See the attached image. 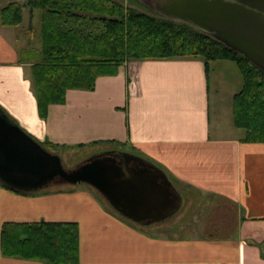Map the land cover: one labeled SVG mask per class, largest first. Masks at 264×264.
I'll use <instances>...</instances> for the list:
<instances>
[{"label":"crops","instance_id":"crops-1","mask_svg":"<svg viewBox=\"0 0 264 264\" xmlns=\"http://www.w3.org/2000/svg\"><path fill=\"white\" fill-rule=\"evenodd\" d=\"M7 28L0 26V106L21 128L58 148L140 155L167 173L185 205L192 192L205 193L225 200L236 219L229 232L182 238L162 223L125 219L80 184L26 194L0 186V228L9 221L76 222L80 264H264V143L243 142L219 122L211 126L232 63L212 62L206 72L199 59L130 61L115 75L99 76L93 90H67L41 119L29 64L19 62L13 40L18 33ZM224 216L212 219L231 226ZM0 264L46 263L0 253Z\"/></svg>","mask_w":264,"mask_h":264},{"label":"trees","instance_id":"trees-1","mask_svg":"<svg viewBox=\"0 0 264 264\" xmlns=\"http://www.w3.org/2000/svg\"><path fill=\"white\" fill-rule=\"evenodd\" d=\"M24 9L30 22L35 11L39 13L40 48L37 54L31 45L20 48L19 62L29 64L30 87L41 119L46 118L51 104L65 101L67 90H93L99 76L115 75L121 65L130 61L199 59L206 72L212 62H229L241 78L240 90L232 97L233 125L243 130V142L264 143V71L215 38L117 0L11 1L0 7V26L17 28L23 21ZM30 22L26 31L30 34L29 44L33 28ZM40 143L49 151L58 148L49 141ZM0 253L46 264H80L78 224L4 222L0 228Z\"/></svg>","mask_w":264,"mask_h":264},{"label":"water","instance_id":"water-1","mask_svg":"<svg viewBox=\"0 0 264 264\" xmlns=\"http://www.w3.org/2000/svg\"><path fill=\"white\" fill-rule=\"evenodd\" d=\"M151 12L185 23L264 71V0H139ZM138 163L140 166H132ZM85 183L125 219L144 226L176 216L184 198L152 161L116 147L98 150L72 169L0 108V184L36 192L50 184Z\"/></svg>","mask_w":264,"mask_h":264},{"label":"rangeland","instance_id":"rangeland-1","mask_svg":"<svg viewBox=\"0 0 264 264\" xmlns=\"http://www.w3.org/2000/svg\"><path fill=\"white\" fill-rule=\"evenodd\" d=\"M11 1L20 2L21 0H0V7L5 6L7 3ZM117 1L122 2L125 6L133 7L138 11L151 13V11L145 5L139 2V0H117ZM23 17L24 18L22 23L17 28L15 27L7 28L6 31H8L10 34L13 33V31H16L19 35V37L13 39L16 45L25 49L27 48V44L28 46L31 45L30 48H32V51L34 50V53L37 54L38 52L37 50H39L40 48V42L38 40L39 13L35 11V14L30 22L29 14L27 10L24 9ZM29 22L33 26L31 32V40H30L31 44L28 43V38H27L28 36L30 37V34L26 32L27 27L29 26ZM26 53L29 55L31 52L29 53L27 50ZM23 57L24 59H28V57L25 56ZM226 78H227V82L225 83L226 85L222 92L224 98L222 100V109L220 113V118L217 115V111H214V113L211 114V118H212L211 126L214 127L213 130H216L217 122H219L222 125H225L224 127L228 128L231 132L233 131L235 135L242 136L244 135L243 130L236 128L232 122V99H231V93L240 90L241 78L236 68L235 69L233 68L232 70L226 72ZM211 97L214 98V95L212 94ZM50 152L60 156L62 164L65 169L74 168L79 163H81L86 157L92 154L89 148H81V149L57 148L50 150ZM80 185L91 187L85 183H81ZM68 188H70V184L68 185L50 184L48 186V190L50 191H59ZM191 195L192 196L189 205L188 203L185 205L184 202L182 208L180 209V211L177 213L176 216L162 223L163 230H165L166 233H168L169 235H179V237L184 238L188 236L197 237L200 234L206 236H216L218 234L220 235L222 233H226L233 230L236 218L233 217V215L229 212L231 211V208L225 200H221L218 197L216 198L215 196H210L205 193L199 194L192 192ZM99 198L103 202H105L102 196H99ZM213 214L215 218H218L219 216L222 217L223 214L225 216L227 215L226 219H231L229 221V225L231 226L227 227L228 223L225 222L224 219H222V221H220L219 223L218 222L216 223V221L212 219ZM176 217H178L179 219L174 220Z\"/></svg>","mask_w":264,"mask_h":264},{"label":"flooded vegetation","instance_id":"flooded-vegetation-1","mask_svg":"<svg viewBox=\"0 0 264 264\" xmlns=\"http://www.w3.org/2000/svg\"><path fill=\"white\" fill-rule=\"evenodd\" d=\"M105 148H112V147H105ZM95 152V151H94ZM93 153V152H92ZM130 165H132V166H140L138 163H130Z\"/></svg>","mask_w":264,"mask_h":264}]
</instances>
